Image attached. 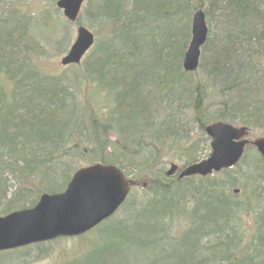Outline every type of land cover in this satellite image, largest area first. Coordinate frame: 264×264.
I'll use <instances>...</instances> for the list:
<instances>
[{"label":"trees","instance_id":"trees-1","mask_svg":"<svg viewBox=\"0 0 264 264\" xmlns=\"http://www.w3.org/2000/svg\"><path fill=\"white\" fill-rule=\"evenodd\" d=\"M210 4L220 13L222 32L217 39L210 37L208 29L201 48L203 54L209 53L206 81L219 90L221 99L211 122L256 128L264 122V0H211ZM194 8L187 0H93L88 17L107 26L106 33L78 66L96 78L97 86L111 96L113 107L107 118H87L83 136L92 144L91 152H101L103 157L111 144L110 137L118 134L114 145L118 152L138 154L146 129L158 132L157 140L165 134L178 139L174 132L180 131L184 123L169 115L156 124L153 117L161 91L166 93L164 96L180 100L184 90H194L191 108L198 117L196 122L202 130L210 123L197 94L194 72L179 68L190 39L188 23ZM177 13L186 19L178 27L174 25ZM29 23L14 9L0 15V38L10 39L7 44L0 42V216L32 207L42 193L61 192L78 168L73 161L77 153L67 141L72 140L73 129L82 124L80 116L84 115H80L75 99L68 98L70 92L59 77L38 71L29 62L24 69L19 55L26 48L23 41L31 39L26 28ZM161 28L164 32L159 40L156 30ZM199 59L203 63V58ZM75 132L80 133L78 129ZM195 161L192 157L184 165ZM93 163L111 164L122 170L112 159L101 158ZM154 163L141 162L136 180L137 184L147 182L149 197L130 207L129 195L120 208L125 218L132 212L134 221L124 228V221L115 224L109 219L92 230L102 233L99 238L103 240L105 229L114 226L115 238L122 244L139 237L146 248H153L152 255L135 254L134 245L129 251L107 254L102 264H264V180L253 177L251 191L236 198L226 192V183L243 178L238 165L214 177L178 180L176 175L153 174ZM255 168L264 172L260 158ZM8 176L17 183L13 191L7 184ZM177 216H187L188 222L177 240L180 244L163 241L169 222ZM241 216L249 217L246 238L240 233L244 225ZM211 240L214 247L220 248L204 258L201 242ZM104 246L100 241L88 256ZM31 247L38 249L40 245L0 256ZM156 253L160 256L155 257Z\"/></svg>","mask_w":264,"mask_h":264},{"label":"rangeland","instance_id":"rangeland-1","mask_svg":"<svg viewBox=\"0 0 264 264\" xmlns=\"http://www.w3.org/2000/svg\"><path fill=\"white\" fill-rule=\"evenodd\" d=\"M56 1L57 0H2L0 4V15H4L8 9H14L18 15L24 16L27 23L30 22L26 28L28 27L27 33L31 39L25 40L31 42L26 45V52L24 50L20 51L21 54L19 55L20 60L25 63L24 69H26L30 63L38 71L54 77H59L62 84L70 92L68 98H71V101L73 98L75 99L76 103L79 105L80 115H84L83 117L79 115L83 122L79 127L75 126L72 140L67 141V146L72 145L73 152L77 153L73 160L74 167L85 166L101 158L116 161L121 165L125 175L135 184L131 192L132 198L129 201L130 207L143 203L151 192L148 189L149 185H147V182L142 181L138 184L136 183L141 168L139 167L141 162L150 161L152 163L155 161L154 167L153 164L147 166L149 168L153 167V174L164 176V172L169 168L170 163H175L180 167L187 163L186 160L192 157H195L196 160H201L210 152L209 139L204 134L200 124L198 125L196 122L199 121L197 120L198 117L194 111L192 112L193 109L191 108L194 105L193 98L191 97H194L196 93L193 88V91L189 93L184 90L182 98L176 100L173 96H164L166 93L161 91L157 98V102L154 104L155 111L153 112V117L155 118L156 124L158 120H164L169 115L184 123L180 131L176 130V132H174L175 137L178 139H172L165 134L157 140L156 137L159 133H149L150 129H146L147 134L142 138V148L139 149L140 153H131L135 155L133 158L129 156L131 154H120L117 147L114 146L116 145L115 141L117 142L119 140L118 134H113L110 137L111 144L107 150L102 153L103 157L100 156L101 152H91L92 144L90 146L89 142H87L83 136V133L86 131L84 127L88 126L87 118L90 116L107 118L109 109L113 107L112 102L109 100L111 96L109 97L106 90L97 86L96 78L93 75L83 71L78 65L75 67H63L60 65V59L66 54L74 41L77 27H84L93 33L95 39L93 43L94 47L98 40H101L105 35L107 26L88 17L87 10L88 8L90 10L93 0H84L77 20L74 23L65 19L62 11L55 5ZM187 1L190 3V8L195 7L190 12L189 29L191 14L195 9L199 8L198 6L200 5L201 10L205 14V18L208 17V22H206V24L210 32V37L218 39L222 35L220 31V13L212 6L213 4H210L211 0ZM175 19L176 22L174 25H177L176 27L183 25V22L186 20L181 13H177ZM161 29L162 31L156 30V37L159 40L162 39L164 32L163 28ZM215 35L217 36L214 37ZM208 54L206 55V52L203 54V51H201L200 58H203V63H200L201 60L199 59V66L194 71V82L198 84L199 90L197 94H199L201 104L209 113L208 117L211 123L216 117L215 113L220 106L219 103L221 99L219 97V90L212 87L209 81L208 83L206 81ZM181 61L179 63L180 70H182ZM234 125L241 126L237 123ZM145 127L147 128V126ZM77 129L80 132L79 134L75 132ZM249 129L250 131L247 136L249 140L259 135L264 136V122L256 128L249 127ZM120 140H122L121 136ZM82 149L85 150L82 151ZM258 157L256 150L251 145L247 146L237 166V169L240 168L242 170L243 178L239 180L233 178L235 180H233L232 184L227 182L226 192L231 193L236 198H240L246 192H249V190L251 191L253 177H259V181L264 180V172L255 168ZM130 159L135 160L132 161ZM211 176L214 177L213 174ZM7 184L11 186L12 191L17 185L16 181L11 176H8ZM234 189L237 190L235 194L232 193ZM191 206L192 203L188 204V209H190ZM188 209L187 212H189ZM121 214L122 211L119 210L112 216L111 220L115 224H118V221H124V228L130 225L135 219V215L132 212H130L128 218H125V215ZM186 219L187 216L184 218L179 216L173 217L169 222L167 236H165L163 241L176 242L182 231L188 228ZM241 220L244 225L240 228V233H243V237L246 238L250 230L249 227H247L249 217L241 216ZM107 228L108 229L104 231L103 240L99 238L102 233L96 230L83 235V237L56 239L52 242L40 245L38 249L31 247L27 250L12 252L10 256H0V262L2 264H102L107 254L116 251H129L134 245L135 254H146L148 257L152 255L150 253V248L152 247L146 248L141 238L133 237L132 241L130 240L122 244V242L115 238V227L111 226ZM100 241H104L105 246L99 248L94 255L89 257L88 255L91 253L89 250L99 245ZM163 241H159V244L162 242L163 245ZM177 243L180 244V241H177ZM201 243L204 250L200 251V253L204 258L211 257L210 255H212V252L220 248L214 247L212 240L210 243L205 241ZM196 244L197 243H195V245ZM168 253L171 254L169 251ZM154 256H160V253H156ZM181 256L184 259V255ZM217 257L219 258V256ZM6 258L7 261L5 262ZM183 261L186 262V260Z\"/></svg>","mask_w":264,"mask_h":264},{"label":"water","instance_id":"water-1","mask_svg":"<svg viewBox=\"0 0 264 264\" xmlns=\"http://www.w3.org/2000/svg\"><path fill=\"white\" fill-rule=\"evenodd\" d=\"M82 2L83 0H58L56 6L62 10L67 20L74 22ZM206 36L204 14L202 10H197L191 18V38L182 61L185 72H192L197 68L200 47ZM93 41V34L79 26L75 40L60 64H78ZM204 132L210 138L211 152L208 157L182 169L172 163L166 176L179 171L178 179L205 177L213 172L232 168L249 143L245 127L214 122L207 125ZM250 143L260 154L264 168V137H255ZM132 184L113 165L94 164L76 170L64 192L43 194L34 207L0 217V251L88 232L117 211Z\"/></svg>","mask_w":264,"mask_h":264},{"label":"bare ground","instance_id":"bare-ground-1","mask_svg":"<svg viewBox=\"0 0 264 264\" xmlns=\"http://www.w3.org/2000/svg\"><path fill=\"white\" fill-rule=\"evenodd\" d=\"M1 41H3V43H5V44H7V43H9L10 42V39L8 38V39H2V38H0V42ZM23 40H20V43L22 42ZM29 42H31V41H23V44H26V45H28L29 44Z\"/></svg>","mask_w":264,"mask_h":264}]
</instances>
